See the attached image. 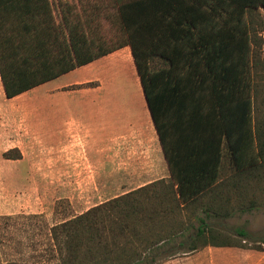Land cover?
Wrapping results in <instances>:
<instances>
[{
	"label": "trees",
	"instance_id": "trees-1",
	"mask_svg": "<svg viewBox=\"0 0 264 264\" xmlns=\"http://www.w3.org/2000/svg\"><path fill=\"white\" fill-rule=\"evenodd\" d=\"M113 1L120 40L106 46L96 28L72 12L69 0H0L5 97L15 98L127 46L171 173L167 182H154L51 228L52 256L58 264H136L133 256L122 262L117 234L129 231L137 238L140 226L173 221L188 209L187 223L177 224L179 232L171 229L144 251L189 230L192 219L198 226L188 251L230 243L205 242L220 236L206 219L229 216V199L222 195L229 186L238 189V183L222 179L225 166L245 175L264 166L247 22L250 11L264 10V0ZM207 196L200 209L204 217H195Z\"/></svg>",
	"mask_w": 264,
	"mask_h": 264
},
{
	"label": "rangeland",
	"instance_id": "rangeland-1",
	"mask_svg": "<svg viewBox=\"0 0 264 264\" xmlns=\"http://www.w3.org/2000/svg\"><path fill=\"white\" fill-rule=\"evenodd\" d=\"M69 1L72 12L82 20H88L106 46L118 43L120 32L113 0ZM247 22L252 41L253 113L255 119L264 126V10L250 11ZM93 77H97L102 83V90L97 94L103 97V105L109 109L108 126L115 124L117 120L115 117L111 119L116 114V109L124 108L131 112L132 117L138 116L140 102L144 103L138 92L140 81L134 69L131 71L122 64L108 65L101 62L95 64L93 69L77 70L57 80L53 86ZM99 84L98 80L93 79L85 84L72 86V90L91 89V94L80 93L64 98L59 96L63 99V104L58 106L45 94L49 88L47 86L7 99L0 81V264H58L52 256L51 228L120 197L121 189L125 187L122 181L69 179L82 176L81 172L86 178H94L95 171L80 169L76 172L71 169L67 163V150L72 147L69 146L71 142L77 139L66 133L59 135L58 128L68 116H85L88 120L86 124L91 126V131L94 130L91 135L99 134L95 127L102 120L97 112L100 107L91 102V98L95 99V94L92 93H95ZM95 141L98 142V138ZM91 142L92 139L82 135L77 146L88 150ZM61 153L65 164L59 163ZM222 179L236 181L238 189L229 186L227 194L222 195L229 199L226 206L229 216L206 219L207 224L216 229L220 236L217 239L207 238L205 242L222 239L241 241L243 237L229 233L239 229L247 232L244 237L247 241L264 240V166L249 175L235 173L231 167L225 166ZM207 200H210L209 196L202 199L199 209L194 210L195 217H204L200 209ZM241 205L244 209L240 208ZM190 213L191 210L188 209L169 222L156 220L155 223L148 224L150 227L146 225L147 228L138 225L142 231L137 238H133L129 231L125 234L119 232L115 239L124 256L122 262L126 263L128 257L133 256L132 261L136 264H150V258L160 249L165 252L166 247L162 245L149 251H144V247L164 238L171 229L175 233L179 232L177 224L181 222L185 225ZM190 223L194 228L184 231L173 241H187L195 235L198 222L192 219Z\"/></svg>",
	"mask_w": 264,
	"mask_h": 264
},
{
	"label": "crops",
	"instance_id": "crops-1",
	"mask_svg": "<svg viewBox=\"0 0 264 264\" xmlns=\"http://www.w3.org/2000/svg\"><path fill=\"white\" fill-rule=\"evenodd\" d=\"M101 62H105L108 65L119 63L124 67H127L129 70L134 69V71H136L130 49L126 46L85 66L72 70L55 80L38 86L43 88L45 86L49 87L45 91L48 99H51L54 103L56 102L55 105L59 104L58 106H61V104H63V99L59 96L64 98L65 96L68 97L80 93L91 94V89L72 90V86L85 84L93 79L100 82L99 86L94 91L95 93H92L95 94V99L91 98L93 105L100 107L97 112L102 120L99 121L97 118L99 124L97 126L95 125V129L99 134L95 136L93 134L91 135L94 130L91 131V126L86 124L88 120L85 116H68L64 121V124L58 128L59 135L61 133H66L68 136H72L73 139H77L74 140L75 142H71V145L69 146L72 147H68L67 150L69 157L67 163L69 167L76 172L77 170L80 171V169H84V171L86 169L95 171L93 172L94 178H86L81 172L80 175L82 176L69 179L75 181H105L108 179L122 181L124 183L122 184L125 187H122L120 196L136 191L154 182L169 181L171 173L164 158L141 86L138 88V92L140 93V98L144 100V103L139 101L141 106H139L138 116L132 117L131 112L124 108L121 110L116 109V114L112 116L111 119L115 117V120H117L115 121V124L110 126H108L109 124L107 123L109 109L107 106L103 105V97H101L100 94H97L102 90V83L97 77L53 86L57 80H60L77 70L85 69L87 71L93 69L95 64ZM65 103H67V101H65ZM104 116L106 117L103 118ZM110 130L113 131L108 132ZM104 131H106L105 134L103 133ZM82 135L92 139L91 147H89L88 150L84 147L81 149L77 146L81 141ZM95 138H98V142L95 141ZM59 163L65 164L63 153H61ZM239 232L244 235H240ZM229 233L239 238H243L238 242L208 243L200 245L195 251L187 250L191 237H189L187 241L177 242L173 241L178 238L176 236L172 241H166L154 247L153 249H157L163 245L166 247V251L163 252L160 249L152 259L150 258L149 263L264 264V240H245L244 237H246L247 232L244 229ZM192 237H195V235ZM161 254H164V256L161 257Z\"/></svg>",
	"mask_w": 264,
	"mask_h": 264
},
{
	"label": "bare ground",
	"instance_id": "bare-ground-1",
	"mask_svg": "<svg viewBox=\"0 0 264 264\" xmlns=\"http://www.w3.org/2000/svg\"><path fill=\"white\" fill-rule=\"evenodd\" d=\"M132 66V65H131ZM134 67V66H133ZM132 71V70H131ZM113 79V78H112Z\"/></svg>",
	"mask_w": 264,
	"mask_h": 264
}]
</instances>
